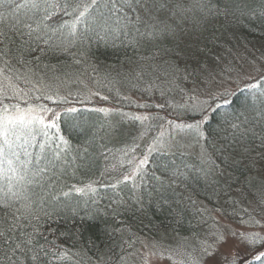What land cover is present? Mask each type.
<instances>
[{"label": "trees", "instance_id": "16d2710c", "mask_svg": "<svg viewBox=\"0 0 264 264\" xmlns=\"http://www.w3.org/2000/svg\"><path fill=\"white\" fill-rule=\"evenodd\" d=\"M19 3L0 7V114L61 111L55 127L33 122L16 129L20 140L12 136L34 145L33 159L42 154L48 170L27 187L11 180L20 198L0 207V264H137L144 241L172 263L203 264L218 231L214 211L245 222L264 210V75L213 100L201 125L208 156L153 149L136 177L127 176L131 157L157 133L131 119L134 130L108 135L116 132L108 115L121 113L93 103L106 97L129 108L134 93L179 111L176 101L203 87L205 73L222 76L264 44V0H167L155 14L166 26L128 12L108 30L77 22L91 0H47L36 14ZM11 176L0 175V186Z\"/></svg>", "mask_w": 264, "mask_h": 264}, {"label": "rangeland", "instance_id": "374dc122", "mask_svg": "<svg viewBox=\"0 0 264 264\" xmlns=\"http://www.w3.org/2000/svg\"><path fill=\"white\" fill-rule=\"evenodd\" d=\"M230 68L226 73L218 74L216 71L205 73L206 78L204 80V86L194 90L192 95L182 93L184 96L178 99L176 103L182 108L177 111L170 102H166L160 99L159 96H149L147 99L145 95L137 96L132 93L127 95L131 97L133 101L129 108L122 103V100L118 103L104 98H93V103H96L98 107L104 111H119L121 114L126 116L128 122L122 117L121 114H109V118L112 120L111 126L116 132L108 131V135L116 133L115 137L118 138V130L127 129L134 130V125L129 122L131 119H138L139 125L142 129L146 127L148 132L153 133L152 129L155 130V140L151 144H148V148L144 151L135 150L132 159H134V167L127 176L136 177L140 167H145V161L153 149L159 150H181L186 152L204 154L208 156V150L205 148L203 142L204 133L202 129V120L207 114L213 100L216 97L230 93L235 87L241 84L252 82L256 78L264 75V44L260 45L259 48H254L249 51L246 56L235 59ZM227 66H224V71ZM14 89L13 95H19V86L12 85L8 90ZM92 92H95L93 90ZM91 94L89 95V97ZM181 95L179 96V98ZM106 98V99H105ZM128 99V98H127ZM147 99V100H146ZM150 100L151 102H146ZM212 102H209V101ZM84 104L86 100L84 99ZM92 104V102H90ZM136 105H139L138 107ZM124 106V107H123ZM126 110V111H125ZM61 109H38L36 107H25L17 110H8L7 115L16 116L21 113L26 114L28 120L42 121L39 124H48L54 121L55 115L60 113ZM123 111V112H121ZM154 112L157 117H160L158 126L151 127L149 117ZM202 114L201 117L190 118L192 114ZM1 111L0 115H3ZM123 119V121H121ZM128 123V125L125 123ZM38 123V122H37ZM109 124V125H110ZM136 124V123H135ZM188 125H199L198 129L189 128ZM147 134L144 135V140ZM147 140V139H146ZM151 141V140H150ZM253 206H256L253 204ZM217 221L215 220V228L218 230L214 234V244L210 251H205L203 264H231L233 257H250L255 252H264V210L257 213V217H252L249 221L237 222L232 220L228 216L222 215L217 212H213ZM257 238H259L257 240ZM250 240H257L256 243H249ZM142 255L137 264H177L172 263L166 252H156L150 242L144 241L141 244ZM164 253V254H163ZM210 253V255L208 254ZM182 264V263H181Z\"/></svg>", "mask_w": 264, "mask_h": 264}, {"label": "snow or ice", "instance_id": "6c2138e0", "mask_svg": "<svg viewBox=\"0 0 264 264\" xmlns=\"http://www.w3.org/2000/svg\"><path fill=\"white\" fill-rule=\"evenodd\" d=\"M175 2L176 6L179 7V0H175ZM46 3L47 0H23V3L17 4L16 7L27 8L32 11L33 14H36L44 9ZM5 6L11 7V0H0V7ZM165 6H167V0H163V4L161 0H91V4L85 5L76 19L77 22H87L90 28L95 26L102 30H108L110 28L109 21L112 18H115L116 23L120 24L121 21L130 19L128 12H131L137 21L143 20L145 22H151L155 19L159 24L165 25V20L155 15L161 7ZM3 15V13H0V18H2ZM25 27L29 28L30 31L32 29L30 24H25ZM113 31L117 30L113 29ZM137 31H139V29H137ZM3 35H5V33L0 31V36ZM149 35H151V33H149ZM3 113V115H0V175L7 176V173L11 172L12 176L8 177L9 184L7 187L0 186V207L8 208L11 206L13 198H20L19 189L15 192L12 190V179H15L18 184H23L27 187L35 182L36 177H39L48 169L46 166H41L42 160L44 159L42 154L37 155L35 159H33L32 153L29 151V146L34 147V145H30L27 139H25L24 143H16L12 140V136H15L16 140L21 139V137L16 134L17 128H29L33 122H43L28 120L26 114L23 113L16 116H9L7 115V107L3 108ZM44 126L55 127L56 125L53 122ZM188 127L195 130L199 128V125H188ZM40 147L43 148L44 146L40 145ZM22 156L25 157V159H22ZM58 158V156L55 157V159ZM53 162V160L47 161L49 164ZM33 164L36 165L35 168L31 167ZM5 166H7L6 169ZM29 176H31L32 179H29ZM0 235H3V233H0ZM258 239L259 238H257V240ZM257 240H250L249 243L254 244ZM208 254L210 255V253ZM253 258L256 261L264 262V253L255 252L250 257H233L231 264H249Z\"/></svg>", "mask_w": 264, "mask_h": 264}]
</instances>
